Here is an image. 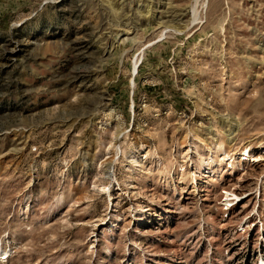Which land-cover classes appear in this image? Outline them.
Returning <instances> with one entry per match:
<instances>
[{"label":"rangeland","instance_id":"obj_1","mask_svg":"<svg viewBox=\"0 0 264 264\" xmlns=\"http://www.w3.org/2000/svg\"><path fill=\"white\" fill-rule=\"evenodd\" d=\"M204 1L0 0V264L264 259V0Z\"/></svg>","mask_w":264,"mask_h":264},{"label":"bare ground","instance_id":"obj_2","mask_svg":"<svg viewBox=\"0 0 264 264\" xmlns=\"http://www.w3.org/2000/svg\"><path fill=\"white\" fill-rule=\"evenodd\" d=\"M194 1H195L194 5L192 6V15H191V18H190L192 22H195V21L200 19L199 18V16H200L199 15V12H200L199 11V6L203 7L205 5V1L204 0H194ZM134 63H135L134 65H136V62H134ZM7 256H8L7 255V250H5L3 248H0V260H5L7 258ZM262 259H263L262 257L259 259L258 264H261V260Z\"/></svg>","mask_w":264,"mask_h":264},{"label":"built area","instance_id":"obj_3","mask_svg":"<svg viewBox=\"0 0 264 264\" xmlns=\"http://www.w3.org/2000/svg\"><path fill=\"white\" fill-rule=\"evenodd\" d=\"M257 264H258V262H257Z\"/></svg>","mask_w":264,"mask_h":264}]
</instances>
